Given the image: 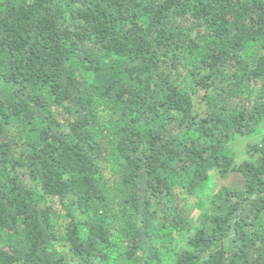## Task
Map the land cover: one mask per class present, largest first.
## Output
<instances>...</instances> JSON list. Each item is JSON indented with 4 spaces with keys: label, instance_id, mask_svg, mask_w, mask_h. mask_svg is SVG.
<instances>
[{
    "label": "trees",
    "instance_id": "16d2710c",
    "mask_svg": "<svg viewBox=\"0 0 264 264\" xmlns=\"http://www.w3.org/2000/svg\"><path fill=\"white\" fill-rule=\"evenodd\" d=\"M263 121L264 0H0V264H264Z\"/></svg>",
    "mask_w": 264,
    "mask_h": 264
},
{
    "label": "rangeland",
    "instance_id": "374dc122",
    "mask_svg": "<svg viewBox=\"0 0 264 264\" xmlns=\"http://www.w3.org/2000/svg\"><path fill=\"white\" fill-rule=\"evenodd\" d=\"M264 137V121L261 124V126L259 127V130L254 134L253 137L245 139V138H238L233 142V149L236 153V163H241L242 161H244L247 158L246 155V149L248 145L251 144H257L259 143L262 138ZM219 181L217 178L213 179L212 184L210 185V187H208V190H206L202 195L201 198L203 199V201L205 202L207 199H209V197L219 188ZM196 226V223H193V227ZM190 233H193V231L191 230ZM184 240L182 239V241H180V246H182L184 244ZM172 256H167V260L169 263H171L173 261L172 258H170Z\"/></svg>",
    "mask_w": 264,
    "mask_h": 264
}]
</instances>
